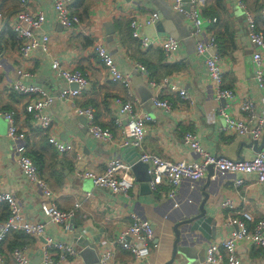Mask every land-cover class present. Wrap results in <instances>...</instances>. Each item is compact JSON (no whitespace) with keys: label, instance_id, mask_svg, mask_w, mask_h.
<instances>
[{"label":"crops","instance_id":"obj_1","mask_svg":"<svg viewBox=\"0 0 264 264\" xmlns=\"http://www.w3.org/2000/svg\"><path fill=\"white\" fill-rule=\"evenodd\" d=\"M54 1L29 0L32 10H41L44 14L37 34L48 36L47 52L36 49L29 57L21 56L10 29L5 28L0 32V111H14L17 126L26 136L27 154L53 191L50 203L62 210L73 208L75 203H79V206L71 219V232L49 221L40 209L41 193L16 162L12 141L7 136L8 125L0 114V187L18 201L27 220L44 224L43 237L11 231L0 243V264H18L11 251L20 245L27 247L29 264H42L44 237L70 244L78 251L76 256L67 257L56 264H98L99 252L105 246H111L116 252V259L128 264H163L172 254L174 224L192 217L203 196L200 190L197 192L184 182L180 187L184 196L179 206L172 208L167 215L161 208L168 190L165 181L157 190L144 193L135 180L128 196H125L94 187L90 181L76 175L78 170L83 169L100 172L108 159L121 158L122 132L114 120H127L120 113V104L115 102L116 98L125 101L126 88L110 79L108 71L94 53V45L103 44L120 72L130 76L136 111L150 114L154 119L146 125L142 143L144 151L172 161H197L200 155L184 140L185 132L191 131L206 152L234 159L244 158L256 151L252 146H247L255 139L240 137L235 131L222 128L225 121L220 113L222 104L216 95L217 85L207 73L204 56L196 53L195 44L200 36L205 38L213 33L217 37L223 86L234 89L226 113L235 119H242L241 103L250 100L256 113L260 114L264 108L263 92L255 75L249 77L248 66L252 62L255 74L252 59L255 45L247 38L245 25L247 9L264 33V18L259 14L260 0H203L201 14L209 19L216 18V22L205 25L201 35L194 34L193 26L186 17V7L189 8L187 0L182 11L174 9L171 0H75L72 10L78 14L81 23L72 28H63L56 22ZM0 5L6 13L14 12L18 8V0H0ZM152 12L158 13L156 21L161 19L163 31L153 36L158 41L155 46L143 49L138 38L132 35L130 21L135 19L142 22ZM169 29L172 32H168ZM167 37L178 42L170 58H166L161 47ZM209 52L212 53L213 49ZM261 58L264 71L263 51ZM54 60L65 68L79 69L86 75L88 85L74 103L94 107L97 123L108 127L113 133L110 142L95 139L88 132L86 119L74 112L70 102L56 98L44 109L52 117L48 132L60 141L71 142L73 146L70 152H58L48 143L47 134H43L26 113L27 99L12 90L17 81L41 85L50 95H57L66 87H75L68 86L54 74L51 68ZM138 65L145 67L146 74ZM23 73L28 75L23 76ZM180 89L187 92L188 99L181 98ZM154 96L167 99L171 109L164 111L155 106L152 102ZM77 153L80 155L78 159ZM207 174L208 170L203 184ZM238 177V174L212 170L205 188L208 195L205 209L207 215L213 218L214 225L210 226L206 235L198 229L190 230V224L180 225L179 245L186 250L177 254V261L171 264H206L207 247L211 243H219L233 231L230 217H239L243 211L249 213V228L254 222L264 219V182H257L254 174H245L243 183L235 187L234 182ZM225 198L232 200L233 208L221 207ZM132 213L140 218H149L154 228L158 225L147 260L136 261L115 242L131 223ZM6 216L7 206L0 203V224ZM50 254L56 255L53 248H50ZM237 254L243 264H264V248L240 242Z\"/></svg>","mask_w":264,"mask_h":264},{"label":"built area","instance_id":"obj_2","mask_svg":"<svg viewBox=\"0 0 264 264\" xmlns=\"http://www.w3.org/2000/svg\"><path fill=\"white\" fill-rule=\"evenodd\" d=\"M174 9L182 11L184 0H171ZM75 0H55L53 3V11L55 20L63 28H72L81 23L78 14L74 13L72 6ZM189 8L185 12L187 19L193 26V32L201 35L203 27L209 22H216V18H207L201 14L200 5L203 0H187ZM259 14L264 18V0H260ZM158 18L157 12H152L144 21H130L132 35L139 40V45L143 49H148L157 44L155 37H148L141 33L144 25L155 23ZM44 20V14L41 10H32L29 0H18V8L14 13L7 15L3 12L0 5V32L5 28H9L13 33L17 49L21 56L29 57L36 49L44 52L48 51V36L44 33L38 35L37 30L41 27ZM245 25L246 34L250 42L255 45L252 59L255 63V80L262 88V99L264 102V71L262 67L261 52H264V33L257 27L254 15L245 9ZM178 42L172 37H167L161 43L166 58H170L172 52L177 48ZM94 53L98 61L106 68L109 77L113 82L120 83L126 88L127 94L125 101L116 98L115 102L119 103L120 113L127 117L125 122L115 119L116 126L121 128L122 139L121 145H133L139 151V160L147 163L148 173L150 175L149 187L151 190L157 188L165 181L168 190L166 199L162 203L161 208L169 215L172 208L179 206L180 200L183 198L181 194L182 184L188 183L197 192L200 190L208 167L212 166L217 172H225L229 174H238L234 186L238 187L243 183V175L254 174L257 182H264V144L258 151H254L252 155L234 159L221 155H214L206 152L197 140L196 135L187 131L184 134V140L189 146L200 155L197 161L177 160L172 161L165 159L155 153H148L143 150L142 143L146 134V125L152 123L154 119L150 114L139 113L134 106V96L131 91L130 76L123 74L117 68L113 56L106 50L103 44L96 43L94 45ZM213 49V52L209 50ZM196 53L204 56L207 73L212 81L217 85V97L221 101L222 111L220 113L224 117L225 124L223 129L233 130L240 137H248L258 140L264 133V108L260 114L254 109V103L250 100L242 101L241 111L244 114L242 119H235L228 115V100L234 96V89L223 86V72L221 68V54L217 48L216 35L210 33L207 37L200 38L195 44ZM208 55H205L206 53ZM1 55V54H0ZM143 74L146 69L143 65H138ZM54 74L61 77L68 86L59 91L57 95H50L46 89L37 84L23 83L17 81L12 90L19 96L27 99L25 104L26 113L33 119L36 126L47 134V141L55 147L58 152H70L73 148L71 142H63L49 134L52 126V117L44 112L56 98L68 100L72 109L78 115L86 118L88 132L100 142H110L113 133L108 127L100 126L96 121L95 109L91 105L77 106L74 101L77 99L82 90L88 85L86 75L79 69H68L63 67L58 60H54L51 64ZM23 76L28 74L23 73ZM179 95L183 99H188L185 90L180 89ZM155 106L169 111L171 104L167 99H161L157 96L152 98ZM3 119L7 122V136L12 141L13 152L16 155V162L22 169L24 175L31 181L41 193V211L48 217L49 221L58 225L63 230L71 232L73 229L72 218L75 215L76 208L79 203H75L73 208L62 210L50 203L53 191L50 189L47 181L40 175L39 169L31 157L27 154V143L25 142V133L17 126L14 111H0ZM80 155L77 153L76 158ZM76 175L82 179L91 180L94 187L102 188L114 194H123L128 196L130 189L135 183V178L131 170V166L121 158L112 157L105 163V167L100 172L89 169L78 170ZM90 193H88L89 195ZM0 203L5 204L8 208L6 219L0 224V243L6 238L11 231H19L23 235L33 237L44 236V224L27 220L24 217L22 209L18 201L9 191H5L0 187ZM221 207L224 209L233 208L232 200L225 198ZM241 216L230 217L229 223L234 226L226 237L219 243H211L205 252L206 264H243L237 254V246L240 242H247L251 245L264 248V219H260L253 223L252 228L248 227V221L251 216L247 212H241ZM132 221L118 235L116 243L136 261L147 260L151 255L150 244L154 239L155 230L151 225L149 218H140L135 213L131 214ZM50 248H53L56 255L50 254ZM42 264H56L60 260L67 257H74L78 251L70 244L63 243L44 237L42 245ZM12 257L18 264H29L27 257V247L24 245L16 246L11 251ZM2 255L0 253V262ZM84 264V263H82ZM98 264H128L125 261L116 259V252L111 246H105L99 252Z\"/></svg>","mask_w":264,"mask_h":264},{"label":"water","instance_id":"obj_3","mask_svg":"<svg viewBox=\"0 0 264 264\" xmlns=\"http://www.w3.org/2000/svg\"><path fill=\"white\" fill-rule=\"evenodd\" d=\"M186 9H188V7H186ZM160 20L161 19H159L153 24L145 25L142 31L143 34H145L148 37H153V36H156L157 32L163 31ZM170 31L171 30L169 29L168 32ZM248 70L250 71L249 77L255 75L253 62L252 64H250V66H248ZM263 144H264V135L262 136L260 141L258 140L251 141L247 144V146L248 147L252 146L253 150L258 151L262 148ZM119 152H120V157L131 166V170L134 175V178L137 182H139L140 187L142 188L144 193H150L152 190L150 189L149 183H148L150 180V175L148 173L149 165L139 160V153L137 151V148L134 147L133 145L121 146L119 148ZM212 170H213V167L209 166L206 182L205 184L202 185L200 189V193L202 194L203 197L197 207L196 213L192 217L183 219L182 221H178L177 223L174 224L173 232L175 234V238L172 244V254L170 256V259L163 264H171L174 261H177L176 259L177 254L185 253L186 248L184 246L179 245V240H180L179 226L180 225L190 224V230L198 229L201 232H203L205 235L208 234L210 226L214 225L213 218L207 215V212L205 209V203L208 197L207 193L205 192V188L208 185L210 176L212 175Z\"/></svg>","mask_w":264,"mask_h":264},{"label":"trees","instance_id":"obj_4","mask_svg":"<svg viewBox=\"0 0 264 264\" xmlns=\"http://www.w3.org/2000/svg\"><path fill=\"white\" fill-rule=\"evenodd\" d=\"M2 9V8H1ZM16 10H17V8H16ZM15 10V11H16ZM14 11V12H15ZM4 13H6L5 11H3ZM14 12H10V13H6L7 15H9V14H11V13H14ZM258 27V26H257ZM216 41H217V45H218V40H217V37H216ZM221 54V53H220ZM224 87H226V86H224ZM229 88H231V87H229ZM7 215H8V208H7ZM7 217V216H6Z\"/></svg>","mask_w":264,"mask_h":264},{"label":"rangeland","instance_id":"obj_5","mask_svg":"<svg viewBox=\"0 0 264 264\" xmlns=\"http://www.w3.org/2000/svg\"><path fill=\"white\" fill-rule=\"evenodd\" d=\"M88 181H90V183L92 184L91 180L87 179Z\"/></svg>","mask_w":264,"mask_h":264}]
</instances>
